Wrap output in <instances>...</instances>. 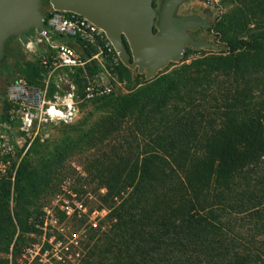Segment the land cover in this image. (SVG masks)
<instances>
[{
	"label": "trees",
	"instance_id": "trees-1",
	"mask_svg": "<svg viewBox=\"0 0 264 264\" xmlns=\"http://www.w3.org/2000/svg\"><path fill=\"white\" fill-rule=\"evenodd\" d=\"M238 2L212 27L216 50L189 63L187 50L173 68L107 98L84 137L94 152L84 180L98 182L83 191L92 207L29 206L39 191L25 201L20 189L34 172L22 159L18 220L44 227L56 212L70 233L56 236L68 256L58 264H264V0L260 14L259 4ZM3 192L8 201L11 180ZM32 233L18 236L14 258L33 245Z\"/></svg>",
	"mask_w": 264,
	"mask_h": 264
},
{
	"label": "rangeland",
	"instance_id": "rangeland-1",
	"mask_svg": "<svg viewBox=\"0 0 264 264\" xmlns=\"http://www.w3.org/2000/svg\"><path fill=\"white\" fill-rule=\"evenodd\" d=\"M163 1L154 0L158 11ZM245 1L252 2L255 7L259 4L256 13L260 14V0ZM238 3V0H188L181 5L180 16L205 18L204 10L211 12L207 26L190 31L194 38H205L206 43L198 49L187 47L190 50L188 63L200 52L218 48L220 43L212 27ZM51 9L50 3H45L43 13ZM30 39L28 44L20 39L10 41L6 47V60L0 62V261L5 260L9 264H58L61 258L67 259L68 256L55 242L60 232L53 216L56 212L47 211L44 227L35 224L33 218L24 224L23 220H18L17 214L21 213L24 202L16 192L19 165L28 156L34 172L33 181L20 189L25 201L28 191H39L36 197L28 198L29 206L42 204L47 210L53 206L63 210L67 205L76 207L83 203L87 209L92 207L97 203L95 197L83 194V191L96 190L98 182L89 184L84 180L89 159L94 154L85 147L84 137L92 124L105 114V101L109 96L129 93L135 83L147 76L133 63L122 64L115 69L89 65L86 72L63 68L47 71L40 64V57L47 47L38 43L37 33ZM183 59L170 63L166 68L181 63ZM26 78L33 80L34 84H29ZM89 82L111 86L112 92L88 98L86 87ZM23 85L26 88L24 92L11 95L12 88L21 89ZM45 177L50 180L42 185ZM8 180H11V193L7 201L3 198V184ZM99 215L92 214L91 220ZM23 231L33 232L29 237L35 242L14 258V242ZM60 233L66 237L70 235L67 229Z\"/></svg>",
	"mask_w": 264,
	"mask_h": 264
},
{
	"label": "water",
	"instance_id": "water-1",
	"mask_svg": "<svg viewBox=\"0 0 264 264\" xmlns=\"http://www.w3.org/2000/svg\"><path fill=\"white\" fill-rule=\"evenodd\" d=\"M188 0H164L160 10L154 0H49L57 11L79 14L103 29L124 65L133 63L147 78H155L170 63L184 58L187 47L205 46V38L190 31L209 24L211 12L180 16ZM44 0H0V62L12 40L31 42L45 32Z\"/></svg>",
	"mask_w": 264,
	"mask_h": 264
},
{
	"label": "built area",
	"instance_id": "built-area-1",
	"mask_svg": "<svg viewBox=\"0 0 264 264\" xmlns=\"http://www.w3.org/2000/svg\"><path fill=\"white\" fill-rule=\"evenodd\" d=\"M44 16L46 31L38 35V43H43L47 47L46 52L40 57V64L45 70L56 71L63 68L86 72L89 65L115 69L123 64L106 32L85 17L53 8ZM25 89L23 85L21 89L12 88L10 93L15 96ZM111 92V86L89 82L86 87L88 98ZM78 207L81 208L79 204ZM64 209H67L68 214L71 213L70 206L67 205ZM73 238L77 239L79 236L74 235Z\"/></svg>",
	"mask_w": 264,
	"mask_h": 264
},
{
	"label": "flooded vegetation",
	"instance_id": "flooded-vegetation-1",
	"mask_svg": "<svg viewBox=\"0 0 264 264\" xmlns=\"http://www.w3.org/2000/svg\"><path fill=\"white\" fill-rule=\"evenodd\" d=\"M204 27V26H203ZM201 28V27H200ZM1 66V65H0Z\"/></svg>",
	"mask_w": 264,
	"mask_h": 264
}]
</instances>
